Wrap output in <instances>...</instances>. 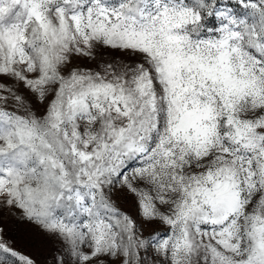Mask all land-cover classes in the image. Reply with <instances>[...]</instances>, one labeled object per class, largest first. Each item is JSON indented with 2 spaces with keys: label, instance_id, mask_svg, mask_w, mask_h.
I'll return each mask as SVG.
<instances>
[{
  "label": "snow or ice",
  "instance_id": "6c2138e0",
  "mask_svg": "<svg viewBox=\"0 0 264 264\" xmlns=\"http://www.w3.org/2000/svg\"><path fill=\"white\" fill-rule=\"evenodd\" d=\"M0 264H264V0H0Z\"/></svg>",
  "mask_w": 264,
  "mask_h": 264
}]
</instances>
